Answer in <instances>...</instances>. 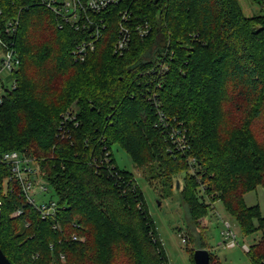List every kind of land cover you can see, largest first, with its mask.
<instances>
[{"label": "trees", "instance_id": "obj_1", "mask_svg": "<svg viewBox=\"0 0 264 264\" xmlns=\"http://www.w3.org/2000/svg\"><path fill=\"white\" fill-rule=\"evenodd\" d=\"M252 1L260 9L247 16L237 0H124L89 14L106 29L81 62L73 51L88 28L63 23L47 0H0V45L18 60L0 103V157L32 160L58 206L43 220L0 160V248L11 264H169L114 146L136 167L184 176L195 227L220 202L243 236L260 233L247 254L264 264V216L243 198L264 189V0ZM124 10L130 28L152 31L119 55Z\"/></svg>", "mask_w": 264, "mask_h": 264}, {"label": "rangeland", "instance_id": "obj_2", "mask_svg": "<svg viewBox=\"0 0 264 264\" xmlns=\"http://www.w3.org/2000/svg\"><path fill=\"white\" fill-rule=\"evenodd\" d=\"M237 2L247 16L257 13L260 9V6L252 0H237ZM4 59L5 51L0 45V96L11 90L13 86L11 72L3 66ZM112 153L117 166L131 172L141 189L169 264H192L190 250H197L200 244L199 238H203L205 250L216 261L214 264H251L244 246L250 248L255 245L261 237L260 233L243 236L239 226L226 214L220 202L213 204V208L202 222L203 226L195 227L189 222L186 209L179 196L184 176L167 180L157 174L156 164L144 168L136 167L130 157L118 146L113 147ZM53 195V190L47 186L46 198ZM243 198L249 207L258 205L264 216V189L262 187L246 193ZM53 199H56L55 196ZM224 222H228L236 233L238 245L233 248L222 246V233L226 229ZM203 227H205L204 230H202Z\"/></svg>", "mask_w": 264, "mask_h": 264}, {"label": "built area", "instance_id": "obj_3", "mask_svg": "<svg viewBox=\"0 0 264 264\" xmlns=\"http://www.w3.org/2000/svg\"><path fill=\"white\" fill-rule=\"evenodd\" d=\"M124 0H47V6L63 21L70 24L77 30L88 28L90 39L77 45L73 51V56L76 60L83 62L88 53L95 50L96 43L103 36V31L106 25L103 19L98 22L92 20L89 14H100L108 9L118 7ZM137 1V0H135ZM121 22L118 29L116 42L114 44V52L116 54H124L130 47L134 35L140 38L147 37L152 27L147 25L136 26L133 29L128 23L131 20L128 10L120 12ZM62 25V24H61ZM13 28V24L9 23L7 32ZM18 64L12 50H5V59L3 66L12 72ZM2 95L0 96V103ZM163 120V118H161ZM174 135V134H173ZM173 144L178 150H183L186 147L183 137H177ZM3 165L10 168V179L15 181L19 188L23 191L28 205L33 206L40 214L43 220L55 221L58 210L57 202L46 198L47 185L40 177L39 173L32 164V160L21 155L19 152H8L0 157ZM1 206V202H0ZM22 213L21 209L16 210L12 216L17 217ZM226 229L222 233L224 248H233L237 244L236 233L228 222H224ZM73 240H77L73 237ZM246 252L249 248L244 246Z\"/></svg>", "mask_w": 264, "mask_h": 264}, {"label": "water", "instance_id": "obj_4", "mask_svg": "<svg viewBox=\"0 0 264 264\" xmlns=\"http://www.w3.org/2000/svg\"><path fill=\"white\" fill-rule=\"evenodd\" d=\"M178 187V186H177ZM194 264H210L209 252L205 249H197L193 254ZM0 264H11L0 248Z\"/></svg>", "mask_w": 264, "mask_h": 264}]
</instances>
